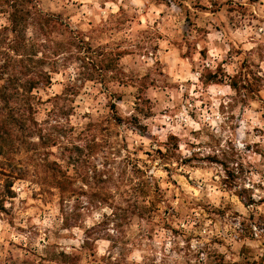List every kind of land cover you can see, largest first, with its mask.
Segmentation results:
<instances>
[{
  "label": "rangeland",
  "instance_id": "rangeland-1",
  "mask_svg": "<svg viewBox=\"0 0 264 264\" xmlns=\"http://www.w3.org/2000/svg\"><path fill=\"white\" fill-rule=\"evenodd\" d=\"M30 1L51 138L11 140L0 264H264V0Z\"/></svg>",
  "mask_w": 264,
  "mask_h": 264
},
{
  "label": "trees",
  "instance_id": "trees-1",
  "mask_svg": "<svg viewBox=\"0 0 264 264\" xmlns=\"http://www.w3.org/2000/svg\"><path fill=\"white\" fill-rule=\"evenodd\" d=\"M29 3H31L30 0H5L2 3L13 10L10 14L11 27L0 31V82H2L0 85V156L5 161L0 162V175L11 179L10 184L6 185L7 192L11 195L13 181L24 179L15 176L14 171L8 172L9 174L5 172L6 161L9 160V166H12L14 161L12 155L21 151L15 146L9 150L12 138L18 135L19 141L23 139V142H20V148L27 145V139L31 137L38 136L44 147L49 145L46 140L50 141L51 138L45 135V129L39 126L35 119L36 100L39 99L35 91L51 86L52 78L48 72L41 70L48 60V57L39 58L37 54L38 47L42 45L26 40L23 34L27 26L26 20L32 15L25 8ZM6 31L12 32L15 36L11 40L7 37L2 38V34ZM51 141L53 146L57 145L56 140ZM50 165L49 170L53 172L51 178L57 182L55 187L64 194L68 189L67 185L71 183L70 179L64 174L59 178L61 168L57 162Z\"/></svg>",
  "mask_w": 264,
  "mask_h": 264
}]
</instances>
